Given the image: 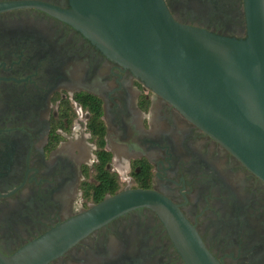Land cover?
<instances>
[{"label": "flooded vegetation", "instance_id": "1", "mask_svg": "<svg viewBox=\"0 0 264 264\" xmlns=\"http://www.w3.org/2000/svg\"><path fill=\"white\" fill-rule=\"evenodd\" d=\"M245 39L244 0H165ZM0 0V264L131 190L173 203L221 264H264V181L64 18ZM5 259H3V258ZM45 264H187L163 217L130 210Z\"/></svg>", "mask_w": 264, "mask_h": 264}, {"label": "water", "instance_id": "2", "mask_svg": "<svg viewBox=\"0 0 264 264\" xmlns=\"http://www.w3.org/2000/svg\"><path fill=\"white\" fill-rule=\"evenodd\" d=\"M70 2V10L60 11L64 18L264 181V0H244L245 39L183 24L165 0ZM140 207L152 208L166 220L187 264H221L180 210L147 190L122 192L99 203L52 230L12 263L45 264Z\"/></svg>", "mask_w": 264, "mask_h": 264}]
</instances>
